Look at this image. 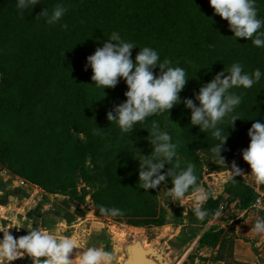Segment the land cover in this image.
Wrapping results in <instances>:
<instances>
[{"label": "trees", "instance_id": "16d2710c", "mask_svg": "<svg viewBox=\"0 0 264 264\" xmlns=\"http://www.w3.org/2000/svg\"><path fill=\"white\" fill-rule=\"evenodd\" d=\"M58 4L67 12L59 22L48 24L40 13L47 8L51 14ZM16 5L17 0H0V170L80 203L89 191L79 196V181L93 184L97 177L87 168L89 158L99 155L108 139L125 134L106 118L112 103L126 99L125 82L105 88L104 96L103 88L91 80V69H84L86 57L112 32L136 44L133 59L139 48L148 46L157 50L167 66L183 67L189 78L183 90L188 97L198 91L201 82L236 62L246 72L259 68L264 73V47L255 46L251 39L236 38L227 21L214 14L209 0H40L23 15ZM254 6L257 15L261 14L264 0H255ZM232 92L242 94L243 99L220 125L225 135L229 132L230 151L224 152L228 158L241 155L250 142L251 124L264 120V75L252 88ZM163 114L138 122L135 129H151V122L159 123ZM190 115L184 108L176 127L182 129L181 153L196 168L201 163L196 148L209 152L218 141L210 131L191 126ZM231 115L239 116L235 131L228 126ZM132 156L126 149L109 166V184L97 188L92 196L95 214L133 226L158 223L155 193L142 188ZM225 192L253 191L238 177L228 182ZM253 199L246 193L242 206L249 207ZM220 201L221 197L213 196L206 202L209 215L204 223L218 211ZM101 205L118 208L122 214L104 216ZM220 238V233L210 230L201 243L214 247Z\"/></svg>", "mask_w": 264, "mask_h": 264}, {"label": "clouds", "instance_id": "9594fccd", "mask_svg": "<svg viewBox=\"0 0 264 264\" xmlns=\"http://www.w3.org/2000/svg\"><path fill=\"white\" fill-rule=\"evenodd\" d=\"M39 3L40 0H17L16 6L23 15L24 10L31 11ZM209 4L214 9V14L227 21L229 30L236 38L251 39L255 46L264 47V31H261L264 20L257 17L255 0H209ZM66 12L67 9L58 4L51 14L45 8L40 15L47 17L48 24H55ZM63 27L67 28L68 25L64 24ZM134 48H137L135 43L124 40L120 33L114 31L102 46L96 47L94 53L86 57L84 69H91V80L96 86L102 87L103 92L105 88H115L120 80L127 86L124 92L126 99L120 103H112L106 110L107 120L115 121L121 132L129 137L137 128L138 122L158 113H169L176 105L183 104L191 112L190 125L198 126L200 132L210 131L218 141L209 152L225 165L226 157L222 153L230 151L227 148L229 132L225 135V130L220 125L234 113L243 99L242 94L230 90L250 89L260 81L264 73L259 68L246 72L243 65L236 62L228 70L222 69L210 80L201 82L198 91H193L191 97H181L189 80L186 70L180 66H167V61H160L157 50L148 46L139 48L133 59ZM238 118V115H231L228 126L231 125L233 131ZM247 135L250 142L241 150V156L250 167L256 183L261 184L264 183V120H255ZM147 140L152 146L147 155L130 140L135 156L132 159L138 161L136 170L139 181H142V188L155 190L170 178L171 187H168L165 195L171 202L183 203L186 195L191 193L192 203L189 208L203 221L209 215V210L204 205L213 197V191L206 190L198 183L193 164L182 167L177 152L178 142H174L170 133L162 130L155 120L151 122ZM166 165L169 167L166 168ZM229 172V180L245 174V170L235 159L230 162ZM99 211L104 216L111 217L122 214L118 208L103 205L99 206ZM41 213L42 215L33 217L31 224L18 222L13 226L0 220V264H11L19 258H27L30 264H113L115 256L111 251L97 246H81L75 236L62 235L55 230L47 216ZM219 215L220 212L216 211L215 216ZM13 227L17 231L25 229V234H14L11 231ZM254 231L264 233V219L256 220Z\"/></svg>", "mask_w": 264, "mask_h": 264}, {"label": "crops", "instance_id": "0c3cea01", "mask_svg": "<svg viewBox=\"0 0 264 264\" xmlns=\"http://www.w3.org/2000/svg\"><path fill=\"white\" fill-rule=\"evenodd\" d=\"M242 168L245 174L239 177L253 192L230 194L224 190L219 195L214 194L215 198L221 197L220 215H214L205 224L196 216L191 218L188 226L182 227L183 231L177 234L187 246L183 252L175 251L166 243L168 256L176 255L173 264H264V233L254 231L256 220L264 219V214L252 210L251 205L243 207L241 204L246 193L252 194L254 199L264 197V183H256L247 163ZM41 212L55 230L62 235L75 236L81 246L85 234L97 229L90 221L94 209L86 214L80 202L65 195L48 193L7 170H0V220L13 226L18 222L31 224L33 217L42 215ZM210 230L221 236L214 247L201 243L204 234ZM11 231L16 235L25 234L23 228L17 231L13 227ZM182 245L179 243L178 246ZM11 264H30V261L19 258Z\"/></svg>", "mask_w": 264, "mask_h": 264}, {"label": "rangeland", "instance_id": "374dc122", "mask_svg": "<svg viewBox=\"0 0 264 264\" xmlns=\"http://www.w3.org/2000/svg\"><path fill=\"white\" fill-rule=\"evenodd\" d=\"M257 17L264 20V10L261 14L259 13ZM232 91H235V88H233ZM180 95L181 97H188V94L183 91ZM183 109V104H179L171 109L169 113L165 111L159 125L162 130L170 133L174 142H178V158L182 161V167H187L190 162L187 157L181 153L184 144V141L181 140L182 129L179 126L176 127V119L182 116ZM148 131L150 132L151 129L143 128L140 131L134 129V132L130 134L129 137L128 134L125 133L117 139H108L102 152L95 157H90L88 160L87 168L94 176L97 175L96 181L93 184H88L84 180H80L78 184L79 196H81L83 190L89 191L87 192L88 194L85 201L81 204H83L86 214L92 212L94 209V213L92 214L90 221L95 223L97 226V229L94 228L91 232L88 231L89 233L85 234L82 246H97L103 248L104 250L111 251L115 256L113 264H121L124 260L125 255L121 247V242H128L129 238H141L145 242L146 247L153 245L165 246L167 243L170 248L174 247L175 251L178 249L181 252H183L187 247L185 243H183L182 246H178L179 242L177 239L182 240V242L184 239L177 237V234L180 231H183L182 227L184 228L188 226L190 219L195 216V214L191 212L188 207L189 203L192 202L190 199L191 193L186 195L183 203L171 202L170 198L165 195L168 187H171L170 178L165 184L162 182L157 189L146 190L148 193H155L154 203L157 215L154 219H156L158 223L133 226L124 221H117L107 217L101 218L95 214V206L92 196L97 188L109 184L110 177L108 174V168L115 161L116 157L126 149L131 152L134 151L130 140L134 142L135 147L142 149L146 155L150 154L152 146L147 140ZM137 137L140 139L137 140ZM197 149H199L198 152ZM196 153L201 162L200 165L195 168V172L198 176V183H200L206 190H211L217 195L225 190L228 182L239 177L236 176L231 180L228 179V176L230 175V162L235 159L241 167L246 164L241 155L228 158L227 153H222L226 157L224 165L220 162L218 157H215L210 152L203 150L200 146L196 148ZM132 154L134 155V153ZM136 162L138 164V161ZM167 167H169V165H166V168ZM220 210L221 207L219 206L218 211ZM176 243H178V245H176ZM168 258L173 264V259L176 258V255L172 253L170 254V257L168 256Z\"/></svg>", "mask_w": 264, "mask_h": 264}, {"label": "water", "instance_id": "95a60500", "mask_svg": "<svg viewBox=\"0 0 264 264\" xmlns=\"http://www.w3.org/2000/svg\"><path fill=\"white\" fill-rule=\"evenodd\" d=\"M125 258L121 264H172L166 246H147L141 238L121 242Z\"/></svg>", "mask_w": 264, "mask_h": 264}, {"label": "built area", "instance_id": "2783aa9c", "mask_svg": "<svg viewBox=\"0 0 264 264\" xmlns=\"http://www.w3.org/2000/svg\"><path fill=\"white\" fill-rule=\"evenodd\" d=\"M251 209L256 212H259L260 214H264V197L263 196L256 197L253 203L251 204Z\"/></svg>", "mask_w": 264, "mask_h": 264}]
</instances>
